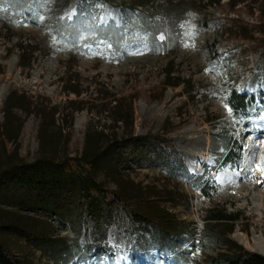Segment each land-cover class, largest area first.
Masks as SVG:
<instances>
[{"label":"rangeland","instance_id":"374dc122","mask_svg":"<svg viewBox=\"0 0 264 264\" xmlns=\"http://www.w3.org/2000/svg\"><path fill=\"white\" fill-rule=\"evenodd\" d=\"M238 1L243 3L231 11L228 2ZM262 4L0 0V172L21 158H75L73 167L83 178L127 198H145L139 210L159 224L155 229L127 206L114 220L105 211V243L77 254L74 248H86V236L73 232L61 210L34 204L7 186L0 189V242L18 262L205 264L210 257L237 254L238 247L256 253L254 237L264 245V111L242 118L227 105L233 89L264 93V51L230 37L225 24L226 18L240 19L247 35L264 38ZM169 71L179 86H165ZM11 90L21 97L20 107L5 117L3 102ZM28 100L54 108V116L47 114L39 126L28 116ZM113 100L119 102L116 110ZM119 112L133 123L134 147L120 160L90 142L84 158L95 159L88 173L78 160L84 136L110 131ZM165 131L186 172L142 138ZM185 159L199 171L189 170ZM211 209L241 217L205 226Z\"/></svg>","mask_w":264,"mask_h":264},{"label":"trees","instance_id":"16d2710c","mask_svg":"<svg viewBox=\"0 0 264 264\" xmlns=\"http://www.w3.org/2000/svg\"><path fill=\"white\" fill-rule=\"evenodd\" d=\"M12 2L18 4V2L21 3L23 0H12ZM242 3L243 1L235 3L228 2V6L232 11ZM137 6L141 5L139 4ZM81 14L82 10L78 7L76 9V16L79 17ZM258 20L264 25V0L262 8L259 10ZM243 22L240 19L232 20L226 18L225 24L228 27L227 34L230 37L233 36L238 37V39L255 42L257 48H261L264 51V38L259 40L253 37L251 38L249 34L247 35L249 33V30H247L248 26H244ZM110 30L112 36L115 37L118 34V31L113 26H111ZM96 31L99 32L101 30ZM21 51V54L17 57L19 61H22L25 55L24 48H21ZM19 67L22 68L21 65ZM172 73V71L166 72V76L164 77L166 78L164 81L166 87H177L180 85V81L177 80L178 78L170 76ZM20 98L14 90L9 91L3 102V116L7 117L12 110L20 107L17 104ZM112 103H114L113 110L119 108V102L117 100H113ZM227 105L234 116L249 118L253 111L256 114L264 111V93L250 95L246 92H238L233 89L228 96ZM49 107L36 101L28 100V116L30 117L32 115L36 118L40 126L48 115L54 116L55 114L54 108ZM128 118L127 114L115 113L110 131L94 132L84 136L83 146L78 160L85 162L84 164L88 173H92L94 169L93 160L95 158L92 157L86 160L84 156L86 157L87 154V145L92 141L99 148V153L112 152L120 160L129 156L130 151L134 147L136 137L133 134V123L132 121L130 123ZM39 132L36 133L37 142H39ZM169 132L165 131L163 135L147 133L142 138L157 150L160 156L178 162L180 167L186 172L181 158L167 140ZM69 144L70 136H66L64 141L66 149H68ZM74 161L75 158H43L42 160L41 158L35 157L28 161L21 158L19 165L0 172V189L7 186H14L25 199L32 201L34 204L38 203L43 207L51 206V209L55 208L56 211L58 209L61 210L63 216H65L63 218L67 220L73 232H76L79 236H86V248L82 249V251L79 247L74 248L77 254L80 252L89 254L94 247L98 250L101 244L105 243L107 232L103 227L105 211L114 220L121 213L120 209L127 206L133 216L148 220L155 229H158L159 224H157V220L154 217L149 218L148 215L139 210L138 202L144 203L145 198H127L121 193L105 190L90 178L86 179L80 176L73 167ZM202 190L203 192L206 191L204 189ZM77 193L79 196L78 199L76 198ZM240 217L236 213H226L224 210L211 209L208 211L204 222L205 226H209L212 223L216 225L220 223H234ZM136 237L137 241H139V236ZM227 241V244L232 243L229 240ZM238 250L239 252L237 254L227 253L220 254L217 257H210L205 264H264V256L244 251L240 247H238ZM0 264H21L1 242Z\"/></svg>","mask_w":264,"mask_h":264},{"label":"bare ground","instance_id":"6f19581e","mask_svg":"<svg viewBox=\"0 0 264 264\" xmlns=\"http://www.w3.org/2000/svg\"><path fill=\"white\" fill-rule=\"evenodd\" d=\"M3 98H4V91H2V92L0 91V103L2 102ZM76 128H77V130L80 129L79 123L76 126ZM209 145L210 144H209L208 140H206V142H205L206 148ZM189 160L188 159H185V163L188 166V169L191 170V171H194V172H198L199 169L193 168L192 167V163ZM236 239H237V241L240 244L244 245L245 247H248V242L242 236H237L236 235ZM253 242H254L253 243V247H252L253 248V251H255L256 253H258L259 256L262 255V254H264V245H263V242L261 241V239L254 237L253 238ZM262 256H264V255H262Z\"/></svg>","mask_w":264,"mask_h":264}]
</instances>
